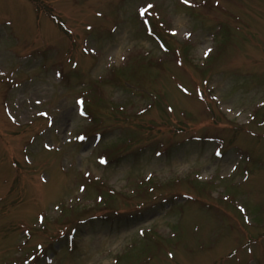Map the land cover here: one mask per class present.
<instances>
[{
	"label": "rangeland",
	"instance_id": "374dc122",
	"mask_svg": "<svg viewBox=\"0 0 264 264\" xmlns=\"http://www.w3.org/2000/svg\"><path fill=\"white\" fill-rule=\"evenodd\" d=\"M145 2L147 5L143 6ZM179 3V0H0V103H8L10 95L13 98L10 113L0 106V261L11 254L14 242L22 240L28 230L50 232L51 227L45 228L47 222H52L63 206L73 205L67 201L69 197L80 198L76 192L79 185L89 189L88 198L95 197L97 184L92 187L90 183H81L78 173L81 170L118 192L136 194L140 187L157 179L164 186L159 190L161 195L186 193L200 202L180 203L183 210L173 209L177 202H169L170 211L140 209L126 215L120 210L121 216L116 221L111 218L77 224L72 228L76 231L69 253L67 247L56 246L57 261L51 260L50 264H111L112 259L128 251V244L135 247L128 254L131 259L141 249L151 247L149 242L139 239L158 240L155 233L140 235L138 239V229L154 228L164 237L167 230L178 225L181 226L178 237L171 246L174 256H170L174 258L168 256L164 264H264L261 237L264 234V0L183 2L194 4L189 9L196 8V13L177 6ZM149 4L154 7L141 17L140 9ZM48 11L78 36L79 46L81 40L90 42L84 47L86 54L78 49L79 66L75 70L66 61L54 65L64 62L69 40L46 19ZM171 18L176 40L187 37L194 46L183 50L184 56L191 54L192 62L184 60L185 64H178L172 52L161 55L146 30L139 28V23L142 26L162 20L168 23ZM215 43L223 46L209 59L212 66L207 72L199 65ZM138 50L159 56L162 64L156 66L163 69L137 67L131 82L142 88L136 89L138 92L105 84L112 90L115 104L125 105L133 113L152 102L146 91H152L149 94L153 95L161 93L162 100L173 108L176 120H187L189 135L167 141L166 136L154 137L156 134L151 131L148 135L154 138H139L137 142L148 143L141 145L135 142L139 132L129 127L130 123L108 120L109 125H119L113 131L109 128L104 131L102 143L96 144L92 139L75 141L79 130L88 127L74 98L76 92L91 79L110 78L109 70L112 68L113 73L115 67ZM62 69L61 79L58 72ZM157 73L159 77L154 78ZM28 77L32 80L26 82ZM108 80L104 79L103 83ZM201 101L211 106L217 116L222 114L224 123L232 126H223L221 122L220 126L209 125L212 114ZM154 109L143 116L151 114L154 123L164 122L155 105ZM184 111L186 118L185 114L179 115ZM32 121L36 127L25 128ZM115 130L118 132L111 133ZM158 130L166 133L162 128ZM210 137L216 140L211 142ZM157 141L164 142L166 147L156 146ZM218 144H221L219 156L215 152ZM43 146L60 149L59 160L51 154H45L43 159ZM32 150L36 151L35 156L29 157L33 164L42 162L45 185L39 181L40 170L36 175L28 170V154ZM156 150L164 155L157 156ZM100 151L109 157L117 153L128 158L103 166L96 161ZM13 162L18 164V172ZM188 174L190 181L171 183L173 178ZM16 177L18 183L8 193ZM147 177L151 179L146 181ZM201 178L204 185L201 188L205 189L202 192L197 189L200 186L193 185ZM206 202L208 207L203 204ZM112 203L114 209L123 205L120 199ZM97 212L94 209L89 215ZM17 223L22 226L21 235L14 229ZM67 230L64 228L63 233ZM26 237L30 244L48 238L38 233Z\"/></svg>",
	"mask_w": 264,
	"mask_h": 264
},
{
	"label": "snow or ice",
	"instance_id": "6c2138e0",
	"mask_svg": "<svg viewBox=\"0 0 264 264\" xmlns=\"http://www.w3.org/2000/svg\"><path fill=\"white\" fill-rule=\"evenodd\" d=\"M183 2L184 3H187L188 0H183ZM152 7H154V6L152 4H149L147 6V8H141L140 9V15H141V17H143L148 12V10L151 9ZM209 51H211V50H209ZM78 103H82V102L78 101ZM81 115H83V113H81ZM81 139H83V137H81ZM216 155L219 156V155H221V153L219 151H217ZM101 163H105V161L101 160ZM241 211H244V209H241Z\"/></svg>",
	"mask_w": 264,
	"mask_h": 264
},
{
	"label": "trees",
	"instance_id": "16d2710c",
	"mask_svg": "<svg viewBox=\"0 0 264 264\" xmlns=\"http://www.w3.org/2000/svg\"><path fill=\"white\" fill-rule=\"evenodd\" d=\"M48 14H49V12H47ZM50 15V14H49ZM91 101H92V103L93 104H97L98 103V101H99V97L98 96H92L91 97ZM115 117V119H117L118 121H122L123 119H121L120 117H118V116H114Z\"/></svg>",
	"mask_w": 264,
	"mask_h": 264
}]
</instances>
